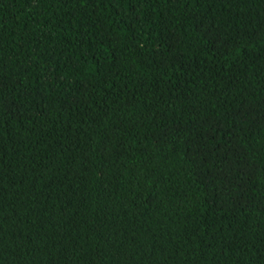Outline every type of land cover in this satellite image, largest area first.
Instances as JSON below:
<instances>
[{
    "label": "trees",
    "instance_id": "1",
    "mask_svg": "<svg viewBox=\"0 0 264 264\" xmlns=\"http://www.w3.org/2000/svg\"><path fill=\"white\" fill-rule=\"evenodd\" d=\"M0 264H264V0H0Z\"/></svg>",
    "mask_w": 264,
    "mask_h": 264
}]
</instances>
